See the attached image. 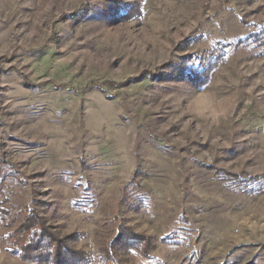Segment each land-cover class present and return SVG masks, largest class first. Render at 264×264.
Masks as SVG:
<instances>
[{"label":"rangeland","instance_id":"rangeland-1","mask_svg":"<svg viewBox=\"0 0 264 264\" xmlns=\"http://www.w3.org/2000/svg\"><path fill=\"white\" fill-rule=\"evenodd\" d=\"M54 243L264 264V0H0V264Z\"/></svg>","mask_w":264,"mask_h":264},{"label":"trees","instance_id":"trees-1","mask_svg":"<svg viewBox=\"0 0 264 264\" xmlns=\"http://www.w3.org/2000/svg\"><path fill=\"white\" fill-rule=\"evenodd\" d=\"M27 217L30 218L27 220V223H30L31 222L30 220L32 219V217L30 216H27ZM40 227L41 228L37 232L34 233L35 237L32 239L33 244L37 241H40L41 237L44 236V234L41 233L42 231H44V228L42 226ZM121 231H122L120 235L121 237L119 239L123 241V243L128 247L131 246V247L139 248L140 243L144 239H146L144 237L141 238L138 234L134 233L129 228L121 227ZM142 248H145V246L142 245ZM106 250H108V248H106ZM108 252H107L109 254L108 257L112 261V263L119 264L118 261H115L114 252H112L111 250H108ZM144 254L147 255V252L146 253L144 252ZM35 261H36L35 264H89L88 255H86L85 252L81 250L71 249L69 247L60 245L59 243L57 244L54 243L53 247L50 250H47L45 252L41 251L37 253Z\"/></svg>","mask_w":264,"mask_h":264},{"label":"clouds","instance_id":"clouds-1","mask_svg":"<svg viewBox=\"0 0 264 264\" xmlns=\"http://www.w3.org/2000/svg\"><path fill=\"white\" fill-rule=\"evenodd\" d=\"M198 95H202V94H198Z\"/></svg>","mask_w":264,"mask_h":264}]
</instances>
